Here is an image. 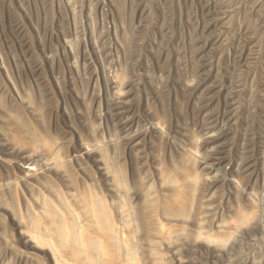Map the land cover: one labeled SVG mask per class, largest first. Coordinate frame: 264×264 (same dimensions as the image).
I'll use <instances>...</instances> for the list:
<instances>
[{
  "label": "rangeland",
  "instance_id": "rangeland-1",
  "mask_svg": "<svg viewBox=\"0 0 264 264\" xmlns=\"http://www.w3.org/2000/svg\"><path fill=\"white\" fill-rule=\"evenodd\" d=\"M256 10L251 0H0V264H54L32 238L37 219L61 226L82 214L80 198L92 188L101 197L111 189L103 198L119 210L117 169L128 202L177 237L159 243L157 263L140 239L138 264H264L261 223L235 228L237 210L252 204L228 185L250 156L259 176L247 191L264 202V23ZM221 146L229 173L205 176ZM188 167L226 181L193 204L192 218L151 211V197L172 194L170 179L184 189ZM45 201L70 214L44 215ZM221 222L234 227L221 248L180 231ZM106 253L109 263L87 252L80 261L121 264Z\"/></svg>",
  "mask_w": 264,
  "mask_h": 264
},
{
  "label": "bare ground",
  "instance_id": "bare-ground-1",
  "mask_svg": "<svg viewBox=\"0 0 264 264\" xmlns=\"http://www.w3.org/2000/svg\"><path fill=\"white\" fill-rule=\"evenodd\" d=\"M251 1H252L253 5H256V8H257L255 13H258L259 11L262 12L260 15L257 16V21L259 23H264V0H251ZM248 13H249V11H248ZM254 18H256V17H254ZM120 103H121V101H120ZM119 105H121V104H119ZM122 108H123V106H122ZM224 108H225V110L223 111L222 115L229 122L230 120H232V114H233V113L231 114V110H232L231 106L229 105V106H226ZM127 113H128V111H127ZM126 116H127V114H126ZM126 116H124V117H126ZM126 118H125V120H127ZM124 129H126V128H124ZM127 129H129V128H127ZM132 140H134V139H132ZM212 140L215 141L216 139H212ZM221 150H223V146L219 147V149L217 151L218 156H215L213 158L214 161L212 163H210L207 167L206 166L204 167L205 171L206 170L209 171L207 173L204 171L205 176L212 174L213 172L216 173L219 171H222V173L225 172L224 173L225 175H227L226 173H229V172L225 171L223 169V167L221 166V164L224 162V157L219 156V155H221V152H222ZM105 152L106 151L104 150V148L100 150V153H101L100 155L104 159V160L102 159V161H104V162L106 161V164H105L106 170L112 172V171H114L113 170L114 160L110 161L109 157L107 156V154H105ZM192 155H193V153H192ZM111 159H113V157ZM115 161H116V159H115ZM188 161L193 162L191 157L188 158ZM252 161H253V159L250 158V156H246L241 160L240 163L237 164V168L235 171H230V175H229L230 177L228 180V185L233 187L234 190H236L237 196H239L241 193L244 196L245 201H249L250 204H252L251 207L240 208L237 210L235 228L247 227V226H248V228H253V226L250 225L251 222L253 221L252 218L257 217L258 222L261 223V227H262L261 230L264 232V202L263 201L261 202L260 200H258L257 198H254V197L252 200L251 199V193L249 191H247V186H249L248 181L254 180V182H257V179H258L257 177L259 176V173L256 172L257 168ZM202 163H205V162H202ZM102 164L104 165V163H102ZM191 164H193V168H194L195 167L194 162ZM51 165H53V164H51ZM118 168H119V166H118ZM187 169L188 170H187L186 175H185L186 181L184 184V189L181 191L179 189L178 183H176L175 180L170 179L169 181L172 183L171 185L174 186L173 192H171L172 191L171 189H170L171 191H169L172 194L170 196H168L169 195L168 194L167 195L168 197L165 196L163 201H160V202L158 201L159 203L157 201L155 203L153 201V197L150 196L152 199L151 200L152 202H150L151 203V205H150L151 211L162 213L165 216H167L168 218L169 217L170 218H181V219L192 218V217H194V214H195L194 209H192L193 204L197 200H199L200 198L211 197V195L209 197L207 196L210 193V191L212 189H214V187L216 188V186L219 183H223L226 181V180L223 181L224 179H221L220 177H215V178L205 177L204 179H202L201 178L202 175L200 174V172H196L195 169L191 170L189 167ZM106 170L103 171L104 176H108V175H105ZM117 172H118V169H117ZM117 172H116L115 176L113 177V179L115 178L114 181H116V183H117L116 185L118 186L119 190L122 192V193L120 192L121 193L120 194L121 199L120 198L119 199L121 201H120V205L118 207L119 210L111 209L110 204L107 202L106 199L103 198L104 196H107V193L109 194L111 192L110 191L111 187H108L110 189V190H108V192L104 191V192H106L105 193L106 195L103 194L104 196H102V197L98 195L100 193L93 191L92 190L93 188L91 190L90 189L88 190L86 188L88 191V194L85 195L84 197L80 198V202L83 203L82 214L80 212H78V213L74 212L73 215L71 214V216L68 217V221L65 220L61 226H57L53 222H46V224H45L40 218V220L42 221V224H45V226L42 228L41 221L39 219H37L35 225L38 227V230H37L38 234L33 235L32 238L34 240H36L37 242L45 244L49 247V249L52 253L53 259H54V264H60V263L61 264H83V263H87V262H81L82 260H86V258H87V256L83 255V254H85V252H87V254L89 253L96 263H99L100 261H105V262L109 263L110 261H112V259H110V258L107 259L108 257L104 255V253L107 252L106 255L109 254V255H111V257L115 258L116 260L117 259L121 260L120 261L121 264H138L135 255L137 253L138 243H139L140 239H142V240L146 239L149 242L150 254L154 256V258L152 260L157 263V262L163 261V257H162L163 255H161L160 250H159L160 247L158 248L159 243L162 242L163 240H166L169 243H176L177 237H175L173 235L172 230H170L168 227H165V224H163L162 221H161L162 223H160V222H158L159 220H157V221L153 220L155 217L154 216L152 218V222L154 221V223L151 226V223H152V222H150L151 219H148L147 217H145L148 215H145L143 212L142 213L140 212L142 207H141L140 211H138V207H136L134 204L132 205L131 203L128 202L129 192L131 191L129 189L130 185H128L129 182L125 181V179L123 177L124 174L122 175L123 172L122 173H117ZM236 172L240 173L242 175V177L245 179V181L242 182V184L237 179H234V176H235L234 174ZM130 178H132V177H130ZM132 180L133 179H131V182H133ZM204 180L206 181L205 182L206 183L205 188L202 187ZM106 184H107V182H106ZM111 184H112V182H111ZM131 184H133V183H131ZM262 185L264 187V180H263ZM85 186L89 187L88 184ZM133 188H134V186H133ZM102 192L100 195H102ZM114 192H116V191H114ZM166 192H168V190ZM132 194H134V192ZM110 195H111V193H110ZM58 197L61 201H65L59 195H58ZM108 197H110V196L108 195ZM114 199H117V197L116 198L114 197ZM157 200H158V198H157ZM145 201H146V199H145ZM117 202H119V200ZM44 204H45V207H44L43 213L46 216L50 215L54 218L58 215L66 216L67 214H70V210L68 208H63V209L56 208L55 206L51 205L50 202H48V201H45ZM179 204L181 206H178L179 208H177V205H179ZM112 208H114V207H112ZM148 212H149V210H148ZM142 214H143V216H142ZM162 219H164V218H162ZM75 221H76V223L77 222L82 223L83 221H87L89 224H83L82 228L76 229ZM207 227H209V229H207L206 232H203L200 230L195 231V232L194 231L188 232L187 230H185L184 227H181L180 231H182V233L185 235L186 239L187 238L188 239L203 238L205 240L207 239L208 241L214 240L216 245L219 248H221V247H224L229 242V239L231 237V232H232L231 230L234 229V227L223 226L222 222L220 224L219 223L218 224H215V223L211 224L210 223V224H208ZM212 230L214 231L213 233L210 232ZM246 231H249V230L246 229ZM144 240H143V243L140 245H143L144 242H146ZM170 246H171V244H170ZM162 247H164V245ZM262 247H264V245ZM164 248H166V247H164ZM167 248H171V247H167ZM68 254H71L72 256L68 255ZM104 256H105V258H104ZM263 259H262V261H263ZM119 260H118V262H119Z\"/></svg>",
  "mask_w": 264,
  "mask_h": 264
}]
</instances>
